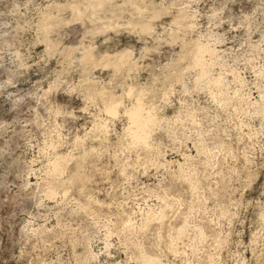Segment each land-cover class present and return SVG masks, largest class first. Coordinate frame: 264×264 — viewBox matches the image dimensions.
<instances>
[{
	"label": "rangeland",
	"instance_id": "obj_1",
	"mask_svg": "<svg viewBox=\"0 0 264 264\" xmlns=\"http://www.w3.org/2000/svg\"><path fill=\"white\" fill-rule=\"evenodd\" d=\"M100 3L0 0V264H264V0Z\"/></svg>",
	"mask_w": 264,
	"mask_h": 264
},
{
	"label": "bare ground",
	"instance_id": "obj_2",
	"mask_svg": "<svg viewBox=\"0 0 264 264\" xmlns=\"http://www.w3.org/2000/svg\"><path fill=\"white\" fill-rule=\"evenodd\" d=\"M98 2H99V4H102V3H100V2H102V0H98ZM75 9H77V8H75ZM78 14H79V12H78ZM149 27L150 26L148 23H145V24L143 23L142 30L148 31ZM204 47L199 46V47L195 48L196 51L194 50V52H195V63L196 64L201 65V63H200V59H201L200 56L201 55L200 54L202 52H204V50H205ZM207 51H208V48H207ZM116 56L117 57L114 58V60H112V63L115 66L119 67L120 65H122L125 62L127 55L125 53H120L119 55H116ZM87 57H88V55H87ZM128 92H131V90L129 89ZM110 102H109V104H107L105 106V111L111 115H115L117 113V107H116V105H113ZM125 113H126L127 118L129 120V126L127 127V131L131 136L132 142L133 143H145L149 129L155 120L154 111H152V109H145L140 96L136 95L134 102L131 104V107H129L127 110H125ZM52 168L54 170H58L59 169V163L54 161ZM145 262L147 264H155L154 260L151 258H146Z\"/></svg>",
	"mask_w": 264,
	"mask_h": 264
}]
</instances>
